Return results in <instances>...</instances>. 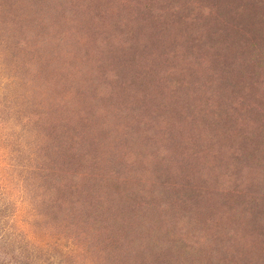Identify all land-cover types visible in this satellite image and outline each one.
<instances>
[{
    "label": "rangeland",
    "instance_id": "rangeland-1",
    "mask_svg": "<svg viewBox=\"0 0 264 264\" xmlns=\"http://www.w3.org/2000/svg\"><path fill=\"white\" fill-rule=\"evenodd\" d=\"M0 264H264V0H0Z\"/></svg>",
    "mask_w": 264,
    "mask_h": 264
}]
</instances>
